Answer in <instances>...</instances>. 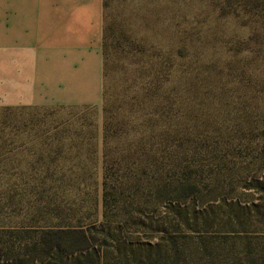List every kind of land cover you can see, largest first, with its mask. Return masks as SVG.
I'll return each instance as SVG.
<instances>
[{"label": "rangeland", "instance_id": "obj_1", "mask_svg": "<svg viewBox=\"0 0 264 264\" xmlns=\"http://www.w3.org/2000/svg\"><path fill=\"white\" fill-rule=\"evenodd\" d=\"M104 41L101 109L0 105V263L104 222L161 263L264 264V0H104Z\"/></svg>", "mask_w": 264, "mask_h": 264}, {"label": "crops", "instance_id": "obj_2", "mask_svg": "<svg viewBox=\"0 0 264 264\" xmlns=\"http://www.w3.org/2000/svg\"><path fill=\"white\" fill-rule=\"evenodd\" d=\"M104 0H0V105L99 107Z\"/></svg>", "mask_w": 264, "mask_h": 264}, {"label": "trees", "instance_id": "obj_3", "mask_svg": "<svg viewBox=\"0 0 264 264\" xmlns=\"http://www.w3.org/2000/svg\"><path fill=\"white\" fill-rule=\"evenodd\" d=\"M104 36L103 52L105 53ZM120 237L117 227L100 222L87 227L45 231L34 242V264H168L157 247L144 250ZM113 253L117 255H113ZM155 255V256H154ZM39 258V257H38ZM1 264V263H0Z\"/></svg>", "mask_w": 264, "mask_h": 264}]
</instances>
